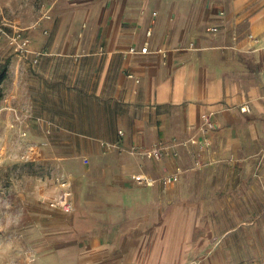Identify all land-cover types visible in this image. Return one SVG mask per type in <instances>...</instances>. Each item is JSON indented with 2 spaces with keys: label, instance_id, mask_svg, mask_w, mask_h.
Here are the masks:
<instances>
[{
  "label": "crops",
  "instance_id": "obj_1",
  "mask_svg": "<svg viewBox=\"0 0 264 264\" xmlns=\"http://www.w3.org/2000/svg\"><path fill=\"white\" fill-rule=\"evenodd\" d=\"M0 18L47 52L33 64L0 42L4 141L17 135L20 167L51 175L0 200V264H264V0H50L38 20ZM146 40L150 53H129ZM210 113L211 152L186 147ZM160 141L179 156L134 149ZM34 145L41 156L22 159ZM177 166L167 187L132 180ZM58 175L72 212L50 206Z\"/></svg>",
  "mask_w": 264,
  "mask_h": 264
},
{
  "label": "built area",
  "instance_id": "obj_2",
  "mask_svg": "<svg viewBox=\"0 0 264 264\" xmlns=\"http://www.w3.org/2000/svg\"><path fill=\"white\" fill-rule=\"evenodd\" d=\"M221 16L225 15V11H221L219 13ZM156 15V13L154 14ZM44 16L46 18H50L49 10L45 11ZM211 32H216L219 30L217 26H211L208 28ZM153 34L152 29H148L146 35L150 38ZM4 39L7 40L10 48L21 57L25 55L32 54V62L33 64L39 63L40 59L46 55L45 50H35L31 49L32 39L29 35H27L23 28H20L18 25L10 22L5 18H0V42ZM196 46L194 43H190L189 49H194ZM151 50V44L149 40H146L145 43L141 47L131 46L129 48V53L132 54H148ZM157 53L161 54L164 58V62L167 59L169 54V49L167 48H158L156 50ZM129 77H134L133 74H129ZM139 81V79H136ZM1 97H0V116L2 112L1 108ZM240 110L243 113L251 112V106L248 102L243 103L240 106ZM218 128V125L213 118V113L206 114L202 117V124L199 129V135L193 136L184 142V145L187 147H196L202 153L211 152L212 148V134ZM120 136H123V132H119ZM104 145L107 148H111L113 146L112 143L105 142ZM135 150L139 153L140 157L144 159H153V160H161L165 157H178L179 152L173 148L167 146V144L163 141H160L153 145L151 148H140L134 147ZM41 156V152L39 148L34 145L29 148L27 153L21 156L22 159L27 161H36ZM211 161V160H210ZM196 166H202L203 163L200 159L195 161ZM182 174L181 167H176L175 171L170 174L163 176L160 179L151 177L144 173H137L132 175V180L138 185H154L156 183H161L164 187H167L175 182H178L180 176ZM54 182L60 187V193L57 199L50 202V206L54 209L61 210L63 212L69 213L74 210V200L73 193L71 189V182L61 176H55Z\"/></svg>",
  "mask_w": 264,
  "mask_h": 264
},
{
  "label": "rangeland",
  "instance_id": "obj_3",
  "mask_svg": "<svg viewBox=\"0 0 264 264\" xmlns=\"http://www.w3.org/2000/svg\"><path fill=\"white\" fill-rule=\"evenodd\" d=\"M7 0H0V4ZM15 2L12 6H0V13L3 12L9 15L12 19L16 20L18 23L24 25L25 22L30 20H38L41 16V11L44 5L49 4L50 0H12ZM9 62L0 64V97L3 100L6 97L7 91L6 87L3 86V80L8 76ZM8 82V81H7ZM17 88L18 81H11V86ZM8 88V86H7ZM5 90V91H4ZM1 108L3 110V101L1 103ZM7 130L6 114L1 112L0 116V200L7 197L8 189L12 186L18 185L19 182L30 178L31 181H43L48 182L47 185L50 186L49 174L43 173L44 170L40 166L27 164L26 166L20 167V153L22 147L20 142H18L17 135L13 137L12 141L9 143L4 141V136ZM14 134V133H13ZM15 135V134H14ZM40 160V159H39ZM32 162V161H29ZM34 162V161H33ZM49 178V179H48ZM7 188V190H6Z\"/></svg>",
  "mask_w": 264,
  "mask_h": 264
}]
</instances>
